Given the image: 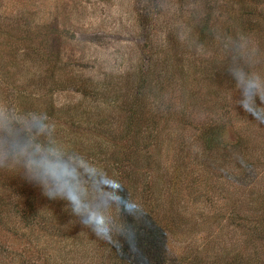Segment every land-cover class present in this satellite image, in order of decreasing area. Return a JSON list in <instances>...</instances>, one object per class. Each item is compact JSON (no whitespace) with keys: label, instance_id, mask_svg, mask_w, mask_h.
Wrapping results in <instances>:
<instances>
[{"label":"rangeland","instance_id":"1","mask_svg":"<svg viewBox=\"0 0 264 264\" xmlns=\"http://www.w3.org/2000/svg\"><path fill=\"white\" fill-rule=\"evenodd\" d=\"M217 31L264 61V0H0V101L46 112L134 209L118 197L98 235L0 171V264H264V123L236 103Z\"/></svg>","mask_w":264,"mask_h":264},{"label":"clouds","instance_id":"2","mask_svg":"<svg viewBox=\"0 0 264 264\" xmlns=\"http://www.w3.org/2000/svg\"><path fill=\"white\" fill-rule=\"evenodd\" d=\"M178 39L192 40L190 26L175 25ZM215 38L226 57V71L238 92L236 103L256 121L264 123V70H257L261 53L245 35L217 31ZM0 171L19 175L51 201H63L81 224L103 234V224L115 210L134 213L125 195L118 193L119 179L83 153L70 150L57 136L46 112L19 111L0 101ZM123 231V224L114 225Z\"/></svg>","mask_w":264,"mask_h":264},{"label":"trees","instance_id":"3","mask_svg":"<svg viewBox=\"0 0 264 264\" xmlns=\"http://www.w3.org/2000/svg\"><path fill=\"white\" fill-rule=\"evenodd\" d=\"M263 226L261 227V230L263 229ZM263 231V230H262ZM262 239L264 237H258L257 240H259V243L262 244ZM263 251L264 250H260ZM175 264H248L244 254H237L234 257H231V259L228 257H222L218 258L217 256H212L210 259H207V261L204 263V257L201 255H198L196 253L190 252L188 255H183L180 257L178 262H175Z\"/></svg>","mask_w":264,"mask_h":264}]
</instances>
